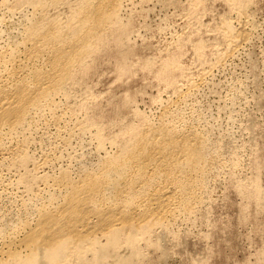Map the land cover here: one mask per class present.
I'll list each match as a JSON object with an SVG mask.
<instances>
[{"label": "rangeland", "instance_id": "1", "mask_svg": "<svg viewBox=\"0 0 264 264\" xmlns=\"http://www.w3.org/2000/svg\"><path fill=\"white\" fill-rule=\"evenodd\" d=\"M6 1H8V5L11 3L9 5L11 6L14 0H10L11 2H9V0ZM69 1L66 0V2L64 1L65 4L61 3L56 4L55 7L53 6L56 8L55 12H53L54 8L52 9V7H49L50 10L48 11L50 12V15L58 14L59 17V14L61 13L58 12L62 10L61 16H63V18H61L65 21L67 18L66 16L69 14L70 7L73 3L74 5L76 4V0ZM123 1V5L121 4L122 8H120V12L122 14L119 12V20L120 24L125 27L124 33L119 32V30L116 29V31L114 30L112 34L108 32V35H106L107 38H104V43L99 46V48H95V51L86 59L85 67L88 68V62L90 63V67L87 70L84 67L86 70L85 72L83 71V68H81L82 70L78 69V74L76 73L77 77H74V79L72 77V79L66 81V84L64 83L66 86L63 85L62 91L65 93L61 91L60 95L58 94L60 97L56 95L54 98L56 100L55 102L58 101L60 103L61 100L64 101L67 97V101L70 98L71 100H69L68 103L66 100V102L61 101L60 104L57 102L60 107L58 106L55 111V115L57 113L56 116L51 114H46V116H35V118L33 117V120L36 121L35 124L33 120H31L32 122L29 124L30 129H27L28 126L25 128L31 133L24 129L25 132H23L25 134L23 132L22 134H19V139L23 137L25 138L26 136L25 142L27 143H25V152L28 154V157L30 156L32 158L33 161L29 159L27 163H25L28 167L25 165L23 167L20 164L11 165V162L9 161L3 162V165L1 162L0 175L2 176H0V222H5V224L1 225L0 223V235L3 234L4 230L6 231H4L5 235L10 234L9 231H13V229L26 217L28 218V222L31 221L30 223L32 224L33 221L34 223L36 219L35 213L31 212L32 214L28 213L29 215H27V212L32 211L31 208H34V202L38 207H40L39 204L41 205L43 203V205H46L49 200H52L49 199L50 197L48 193L52 192V187L50 186H52L53 182L51 183V180H49V183H46L45 187V185H43V181H41L42 184L39 182L42 175L47 176L48 173L49 176H58V173L61 172L59 170L63 169L62 171H64V169L66 170V168L70 167L67 169L69 171H66L69 172L70 175L73 171L72 177L75 176L73 179H78L80 173L78 170L80 171V169H85L86 166H88L86 168L88 170L97 169L96 165H98L100 160L105 156L104 154H107L109 150L111 152L113 151V153L116 152L117 149H115V147L117 148V145L124 143L126 141L125 138L128 139V135H125L126 137L121 135L125 132L122 131L124 126H127L125 128V130H127L129 123V127L137 125L140 126L145 121H148L147 123L150 121V124L156 125L155 123L158 124L161 119H166L168 116L169 119L167 118V120L172 121V117H174L175 120L173 118V122L175 124L177 123L181 129L186 128L187 126L190 130L194 129L193 132L198 133L197 135L200 137H202L201 134L203 133L204 138H202L206 142V145L207 140H211V143L208 142L209 145H207V151H209L208 155L212 160L208 157L206 164L210 161L211 163L207 165V168L210 164L209 168H212V166L216 168L217 166H215L216 164L214 163H217L219 169L208 168L211 172L208 171L210 172L209 174L207 172L202 183L203 187L200 190L204 193H202L204 197L201 196V192L198 193L200 194L199 196H201L198 199L200 202L196 201L198 204H194L195 210L193 209L194 212H191L192 214L190 213L186 216L184 215V218L179 215L178 218H180V220L177 218L178 221L177 219H174L172 222L167 224L168 231L166 232L165 230L167 229L164 230V228L161 229L157 226L151 229V233L146 232L148 235L150 234V237H146L144 236L147 235L145 232H143L142 235V231H139V235L137 234L138 236L134 235V238L140 237L139 240H137L138 238H135V243L133 242L136 246H133V243L129 246V243L127 242L129 247L128 250L126 249L127 243L125 245V242H122L127 241L125 240L127 238L125 236L126 234H124V236L121 237V242H118V244L120 243L122 246H116L117 248H122H119L121 251L119 252L118 250L116 253L117 249H112L113 251L116 250L114 254V252L110 250L108 252L109 257H112L113 255V258H105L102 263H100L105 264L108 262L109 264H115V262L112 261L113 259H117L115 255L118 257L122 254V256L126 258L124 255H127L130 252L129 250L132 249L134 252L139 250L140 253L137 252L139 254L136 252L133 253V255L136 254L139 255V257L137 258L135 255L138 259L137 260L135 257H132L133 255H127V257H130V259L129 257L127 259V261L130 260L127 264H264V0H235V3L233 0ZM238 3L242 5L240 6ZM14 5L17 6V8L14 7ZM57 5H59V7H57ZM23 6H18L13 3V10L17 11L21 7L23 8ZM27 6L28 10L24 7V9H21L22 11L18 10L21 11L19 14H17L18 11H14L15 17L12 16L13 14L10 15L9 13H7V15L9 14L10 16H5L6 13L4 12L3 21L4 19H7L6 17H9V20L13 23L11 26V23H9L10 21L7 19L2 23L1 26L3 27L0 26L1 34L5 30L3 36L0 34V36H2L0 37V47H2L4 42V46L0 49L7 48L8 46L14 44V42L19 41V29L16 28L19 23L17 18L19 19L20 14L25 12L26 14L30 13L31 6ZM192 8H194V10ZM233 8L234 12L232 10ZM244 8L246 9L244 10ZM235 9L237 10L235 11ZM242 11H244V13ZM189 12H191V14ZM242 13L245 16H243L245 19L242 18ZM225 19V22L230 21L232 26L234 28L236 27V30L242 27L243 24L245 28H242H244L245 35H247V32L249 34L247 35V39L244 41L245 44L242 43L243 45L241 44L236 49L238 53H227V49H229L227 48L228 40L224 36V32L222 34V25H224L222 20ZM238 20L242 21L238 22ZM15 21L18 23L16 22V24ZM12 29L15 30V33ZM9 31L13 32L12 36L11 33L8 35ZM6 34L7 37L10 36V39L15 36L13 38V43H11L12 41L6 37ZM7 39L11 41L9 42L10 45ZM15 39H17V41ZM6 43L7 46L5 45ZM225 45L227 46L225 47ZM198 48L202 49L200 50L201 55L198 52ZM222 50L226 51L223 52ZM228 54H231V56H227ZM222 55L223 58H221ZM167 63H172L171 66L177 65V69L170 68V71H166V73L161 76L160 72ZM205 72H207V74H205ZM200 75L201 77L202 75H205L202 77L203 80ZM74 76L76 75L74 74ZM193 82L200 86H196V84L192 86L194 84ZM187 86L189 87L188 89ZM195 87L197 88L195 89ZM185 92H187V94H185ZM63 93L66 94L64 95V100ZM176 93H180L179 95L184 93V95L179 96ZM176 99H181L182 102L181 100L179 102ZM63 103H66V105L62 106L61 104ZM77 103L78 105L75 106ZM168 104H171L170 108H166ZM66 106L73 109L70 110L66 108ZM171 107L173 109H171ZM58 109H61V113ZM64 109L68 110L65 111ZM162 109L164 112L165 109H167V111L170 109L172 112L168 111V115L163 118L164 112L161 111ZM176 110H183V113ZM90 111L92 112L91 115L89 114ZM175 112H178V114ZM71 113H73V115ZM174 113L176 116L179 115L177 116L178 119L180 117L179 120H177L176 116H174ZM59 114L62 116L60 117L61 119L58 118ZM159 114L162 116L161 119ZM170 114L173 116L171 115V117ZM88 115H90V117H88ZM95 115H97L98 118ZM49 116H52L53 118L51 117L52 119L50 118L49 120ZM75 116L77 118L76 121H74ZM86 116L88 117L87 119H91L95 116L93 120L97 121V119H99L100 124H98V122L94 123L92 119V122H90V120L87 121ZM139 116H141V118L144 117L145 119L143 118L142 120ZM38 117L41 122L37 119ZM41 118L45 120H42ZM47 119L51 122V125ZM53 119L55 122L58 121L60 124L57 122L53 124ZM155 119H157L158 122H156ZM77 120H79V122L80 120H83L87 124H94L88 127L85 122H80L79 124ZM37 121H39V123ZM43 121L46 122L44 125ZM60 121L63 122L61 123ZM76 122L77 125H74ZM66 123L69 126L66 125ZM124 123L125 125L122 127L123 129L120 130L119 127L121 128ZM127 123L128 125H126ZM78 124L79 127L82 124L83 128L87 126L88 128L85 129L87 132L85 131L79 133ZM83 124L86 125L84 126ZM182 124L183 126H181ZM34 125L37 127L35 128ZM73 125L77 126V129H75ZM41 126H43L42 129ZM60 126H63L62 130ZM97 126H100L101 128L97 129L99 128ZM35 129L38 130L36 131ZM117 129H119L118 132ZM73 131L77 134L74 132V135L71 136ZM100 131H102V134H106V137L103 136L104 141L108 136L112 137L111 134L119 136L116 140L114 139L116 137H112L113 141L111 138H108V141L111 140L113 142V144L111 141V143L109 142L112 149L110 146L108 147L109 144L105 143L108 141L103 142V138H100L102 141L101 144L104 145L103 143H105L104 146L107 147V149H105L104 146V149H101L102 147H98L96 135L102 136V134L98 133ZM118 133H120V135ZM79 134L85 135V137L80 136ZM205 138L208 139L205 140ZM120 139L121 142L119 141ZM123 139L125 141L122 142ZM116 141L119 142L117 143ZM96 147L101 150L97 148L99 150L97 151ZM213 147L215 149H213ZM107 150L108 152L105 153ZM210 151L213 153H219L218 155L220 158L217 157V153H214L213 155ZM111 152H109V154H112ZM99 157H101V159ZM47 158L50 159L47 160ZM85 160V168H81L80 166V169H77ZM78 161L81 162L79 163ZM44 162H47L48 165ZM37 163H39L40 167ZM92 163H95V166L93 165L94 167L92 166ZM42 164L44 166H42ZM7 165L10 173L6 171L8 170L6 169ZM10 166H13L15 169H11L12 167ZM16 166L18 167L17 169ZM84 166L82 164V167ZM22 167L23 169H26H20ZM74 167H76V169H74ZM1 169L4 171H1ZM217 169L218 172L216 173L215 171ZM14 172H16V174ZM24 172H28L29 176ZM21 173L22 175H20ZM32 173H34L33 175L37 173V176L31 175ZM24 176L27 180L30 177V181L28 180V182L32 181L34 186L31 185V187L36 191L32 190L30 191L31 193H28L27 190L24 191L26 188L25 184H27V180L22 179ZM76 176H78V178ZM37 177H40L37 179L38 181L36 180ZM51 177L49 178L54 179L55 176ZM32 178L34 180H32ZM3 179L5 181H3ZM7 181L13 186H11V184L9 185ZM16 181L17 185H15ZM21 181H24L23 185ZM36 184H39V189ZM47 184L51 185L49 186ZM8 186L10 188L5 189ZM18 186L19 189L17 188ZM40 187H43V190L45 188L46 189L42 191ZM36 188L38 191L40 190V193L37 192ZM12 189L13 191L11 192ZM47 189H49V192ZM7 191L9 193H6ZM46 191L48 192V196L45 194ZM24 193L27 194L28 198L30 196L29 200H34L29 201L28 203ZM39 194H42L41 197L44 196L46 199L48 197V202H46L47 200H45L44 197L43 200L45 202H42V198L39 197ZM58 194L53 195L55 197H53L54 199L52 201V203L54 202L53 206L58 205L61 202L60 199L63 198V194ZM13 195L15 198H13ZM35 197L36 199H41H38L37 201ZM56 197L58 199H56ZM16 198H19L20 200L22 198L21 201L26 198L24 199L25 202H27L26 204L30 205L31 202L32 205L26 206L25 202L24 204L26 208L29 207L30 209H27V212H25L26 208H24V204H22L23 202ZM55 199L58 204L55 203ZM14 200L17 205L21 202L22 207H19V205L15 206L16 204L14 202L12 203ZM17 200L20 202H17ZM12 204L15 205L13 206ZM12 207H17L18 209H14ZM15 212H17V215ZM2 215L6 216L3 218L7 221H2L4 220L1 218ZM30 215L33 216L31 217ZM8 216H11L10 223H12V225L8 222L10 220V217ZM12 217L17 219L19 217L21 218H19L16 222L15 218L13 220ZM23 217L24 219H22ZM31 218L34 220H31ZM24 221H26V219ZM8 223L9 225H7ZM170 224L173 225L171 226ZM5 225L10 227L7 228ZM13 225L15 227H12ZM160 229L164 230V232L161 231L163 234L160 232ZM152 233L153 235H151ZM100 235L101 234L97 235V237H99L98 240H101L100 242L104 244L105 237L104 239L103 237L100 238ZM1 243L2 242L0 240V244ZM123 243L125 247L123 246ZM134 247H136L137 250H134ZM118 253L119 255H117ZM86 257L90 258L89 255ZM131 257L133 258V261L131 260ZM70 258L71 260L69 264L74 261L76 263L73 264H78V261L75 260L76 258Z\"/></svg>", "mask_w": 264, "mask_h": 264}, {"label": "bare ground", "instance_id": "2", "mask_svg": "<svg viewBox=\"0 0 264 264\" xmlns=\"http://www.w3.org/2000/svg\"><path fill=\"white\" fill-rule=\"evenodd\" d=\"M64 1L66 2V0H14L13 1V3L17 4L18 6L24 5L23 8L21 7L18 10L24 9V7H26V9L28 10L27 5H29V7L31 6L30 7L31 11L29 10L30 13H27V14H26V12L23 14H20L19 17L21 19L19 18L20 19L19 20L17 18V21H19V23L17 21H15V23L16 22L18 23V24L16 23L17 24L16 28L19 29V30L17 29L19 31V35H20L19 41L14 42L13 38L15 36L10 39V36L7 37V34H6V37L12 41L11 42L7 39L8 43L14 42V44L10 45V43H9L10 46H8L7 48H4V49H0V165H1V162L3 164V162L9 161V162H11V165L12 164H16V165L20 164L24 167L25 163H27V161L29 159L32 160V158L30 156H29L30 157L29 158L28 154H26V152H25V149H26L25 143H27V142H25L26 136L24 135L25 138L23 137V138L19 139L20 138L19 134H22V132L24 131V129L27 126H28L27 129L28 130L30 129L29 124H30V122H32L31 120H33V117L35 118V116H40V115L46 116V114L55 115V111L58 108V106L62 100L60 101V103L57 101L59 103V104H57V102H55L56 100L54 98L56 95H58V94L60 95V92L63 89V85L66 84V81L69 79H72V77H73V79H74V77H77L78 69H81V68L84 69L86 59L95 51V48L96 49L99 48V46H101L104 43V38L105 39L107 38L106 35H108L107 34L108 32H110L112 34L115 29L119 30V32H122V33H124V31H125V27H123L120 24V20H119V17H120L119 12L121 11L120 8H122L121 4L123 5V3H122L123 0H76V4L74 5V3H73L74 6L72 5L70 7L69 14L68 15L66 14L67 16L65 15L67 18L65 19V21H63L64 20V19L62 20L63 16H61L62 10L60 12H58V13H61V14H59V17L60 18L62 17L61 19L58 17V14L54 13L55 15H50V12L48 10H50L51 7L53 9L56 6V4H61V3L65 4ZM73 1H75V0H73ZM73 1H71V2H73ZM236 1L233 0L234 3ZM7 2L8 1H6V0H0V26L7 19H8V21H10L9 17H6L7 19L6 20L4 19V21H3L4 12L6 13L5 16H8L9 14L10 15L13 14L12 16L15 17L14 11H16V10H13L14 9L13 3L11 5L12 6V8H11V6H9L11 3H9V5H8ZM9 2H11V1L9 0ZM123 2H125V1H123ZM69 3H70V1H69ZM193 3H195V2H193ZM230 4H232V3H230ZM64 6H66V5H64ZM14 7L17 8V6H15V5H14ZM57 7H59V5H57ZM231 7H232V5H231ZM237 7L239 8V6H237ZM55 9L56 8L53 9L54 10L53 12H55ZM192 9L194 10V8H192ZM195 9H196V7H195ZM239 9H241V8H239ZM245 9L246 8H244V10ZM64 10H65V8H64ZM232 10L234 12V8ZM236 10L237 9H235V11ZM21 11H18L17 14H19ZM64 12L67 13L66 11H64ZM242 12L244 13V11H242ZM7 13H9V14L7 15ZM65 13H63V14H65ZM189 13L191 14V12H189ZM195 13H196V11H195ZM243 13L241 14L242 18L244 16ZM235 14H237V13H235ZM189 17H190V15H189ZM191 19H192V16H191ZM243 19H245V18H243ZM222 21L224 23V25H222V22H221V25L223 26V27L221 26L223 28L222 34L224 32V36L228 40V47L227 48H229V49L226 48L228 50L227 53L232 54V52L233 53L237 52L236 49L242 43L245 44L244 41L247 39V35H249V34L247 32L246 33L247 35H245V31H244L245 26H243L242 23H241L242 27H244V28L240 27L238 30H236V27L234 28L230 21H228V22L231 25L228 22H225L226 19L222 20ZM239 21L240 20H238V22ZM9 23H11V21ZM12 23L10 24L11 26H12ZM7 24H5V25H7ZM8 26H9V24H8ZM1 27H3V26H1ZM14 31L15 30H13V32ZM13 32L9 31L8 35H10V33H11V36H12ZM3 33H5V30L3 31ZM3 33L2 34L0 33V34L3 36ZM16 33H17V31H16ZM2 36H0V37H2ZM16 36H17V34H16ZM6 37H5V39H6ZM7 40H6V42H7ZM15 40L17 41V39H15ZM226 41H225V43H226ZM5 45L7 46V43ZM3 46H4V42H3L2 47ZM226 46L227 45H225V47ZM2 47H0V48H2ZM198 50H199L198 52L200 53V50H202V49L198 48ZM225 51H223V52H225ZM231 54H228L227 56H231ZM200 55H201V53H200ZM223 55L221 58H223ZM225 55H226V53H225ZM218 62H219V60H218ZM89 64L90 63L88 62V64H87L88 68L90 67ZM171 65H172V63L165 64L164 68L160 72L161 76L164 75V73H166V71H170V68L177 69V67H176L177 65H173V66H171ZM221 65H223V64H221ZM88 68L85 67L86 70ZM85 69L83 70L84 72L86 71ZM74 74L76 76H74ZM205 74H207V72H205ZM204 76L202 75V77H204ZM200 77H201V75H200ZM200 80H198V81L201 82ZM202 80H203V78H202ZM70 81H72V80H70ZM191 83H192V81H191ZM195 84L196 83H194L193 85L191 84V85L194 86ZM187 85H189V84H187ZM196 86H200V85L196 84ZM188 88L189 87L187 86V89ZM196 88L197 87H195V89ZM178 89H176V90H178ZM184 89H185V87H184ZM193 91H194V89H193ZM62 92H64V91H62ZM179 92H180V90H179ZM64 93H63V96L66 95ZM176 94L179 95L180 93L179 94L176 93ZM185 94H187V92H185ZM183 95H184V93L179 95V96H183ZM179 96H178V98H179ZM67 98L65 99V96H64L63 100L65 99L67 101ZM59 100H60V98H59ZM69 100H71V98ZM176 100H178L180 102L181 99L180 100L176 99ZM64 101H62V102H64ZM68 101H67V103H68ZM181 102H182V100H181ZM184 102H186V101H184ZM61 105L65 106L66 103L65 104L63 103ZM77 105H78V103L75 106H77ZM168 105L166 108H170L171 104L169 105V107H168ZM180 105H181V103H180ZM68 106H66V108H68ZM68 109H70V108H68ZM72 109L73 108H71L70 110H72ZM76 109H78V108H76ZM76 109H74V110H76ZM171 109H173V108L171 107ZM177 109H178V106H177ZM58 110H60L59 112L61 113V109H58ZM67 110H65V111H67ZM161 111L164 112L163 109ZM168 111H171V110L168 109ZM168 111H167V109H165L163 118H164V116L168 115L167 114V113H169ZM176 111H178V110H176ZM182 111L183 110L178 111V112L181 113ZM80 112H82V111H80ZM178 112H175V113L178 114ZM91 113L92 112L90 111L89 114L91 115ZM175 113H174V116H176ZM185 113H187V112H185ZM194 113H195V111H194ZM71 114L73 115V113H71ZM93 114H94V111H93ZM56 115H57V113H56ZM75 115H77V114H75ZM90 115H88V117H90ZM171 115L172 114H170V116ZM55 116H54V118H55ZM95 116L97 117V115H95ZM95 116H93L91 118L92 121L94 123L98 122V124H100L99 119H97V121L93 120V118ZM160 116L161 115L159 114V117ZM177 116H179V115H177ZM177 116H176V118H177ZM180 116H182V115H180ZM51 117L52 116H49V120ZM60 117H62V116H60V114H59L58 118H60ZM72 117H74V116H72ZM88 117L86 116V119ZM139 117L141 118V116H139ZM143 118L144 117H142L141 119L143 120ZM161 118H162V116L160 117V119ZM167 118H168V116H167ZM167 118L161 119L159 122L157 119H155L156 122H158V124L155 122H153V123H155L156 125L150 124V121H149V123H147L148 121L147 122L145 121L140 126L137 125V126L129 127L130 126V123H129L127 130H125V128L127 126H124L125 125V123H124L121 126V128L119 127V129L122 130L124 128L122 131H125V132H123L121 135H124V136L128 135L127 136L128 139L125 138L126 136L124 137L126 141L123 139L122 142L123 141H125V142L121 143V145H117V148L115 147V149H117L116 152L113 153V151L111 152L109 150V152L112 153V154H109L108 150L105 151V153H107V152L108 153L107 154L103 153L105 156L102 159H101V157H99L101 160H100L99 164L97 162L98 165H96V167H97V169L95 168L96 170L95 169L94 170L86 169L88 166H86V168H85V166H84V163L86 165V160H85L82 163L84 167H82V164H81V165H79V168H77V169H80V166H81V168H85V169H80V171L78 170V172H80L79 178H78V176H76L78 179H73L75 177V176L72 177L73 171H72L71 175L69 174V172H67V171H69L67 169L70 167L66 168L67 171L65 169H64V171H62L63 169L61 168L62 170H59L61 172L58 173V176H56V175L52 176L51 175L52 177H54V176L56 177V178L54 177V179H50L49 177H51V176H49L48 173H47V176L46 175L45 176L40 175L42 177V178L39 177L40 179L37 177L36 180L39 179L40 183H41V181H43L44 182L43 185H45L46 183H49L48 182L49 180H51V183L53 182L52 186H50L51 184H47L50 187H52V192L48 193L49 189H47L48 192L46 191V193H45L46 195L48 193L49 197H50L49 199H52V200L51 201L49 200V202H48V200H47L48 197L46 199L43 196L45 198V200H47L46 202H48V204L43 205V203H42L41 205L39 204L40 207H38L36 205V203L34 202V204L36 206L34 205V208L33 209L31 208L32 211L27 212V209L29 210L30 208L29 207L26 208V206L29 204H26L27 202H25L24 199L27 198L28 203H29V201H32L34 199L29 200L30 196L28 198L26 193H24L26 198H24L23 201H21V200L25 196H23L21 198V200L19 199L20 197L16 198V199H19L21 202H23L22 204H24V202H25V204H26V206L24 204V208H26L25 212H27V215H29L28 213H31V212L35 213L36 219H35L34 223L32 221V224H31L30 223L31 221L30 222L27 221L28 220L27 217L25 218L26 221H24L25 220L24 219L25 215H24V217L22 218L24 220L22 222L19 220L21 223L19 222L20 224L18 226L15 227L14 226L15 224L12 226L15 228L13 229V231H9L10 234L5 235L4 233L6 231L5 230H4L5 232L3 231V234L0 235V240L2 242L0 244L1 245V247H0V264H69L70 260H71L70 257L76 258L75 260L78 261L77 262L78 264H101L105 258H110V259L113 258V255H112V257H109L108 252L110 250L117 249V251L116 250L115 251H116V253L118 252L119 248L122 246V244H120V243L118 244V242H121V237L124 236V234H126L125 236L127 238L125 240H127V241H122V242H125V245L128 242L129 246H130L134 242L135 238H138V237L134 238V235L138 236L139 231H142L141 234L143 232L151 233L150 232L151 229H153V227L158 226L161 229L162 228H164V230L167 229V230H165V232H166V231H168L167 224H169V222H172L174 219H177L179 217V215H181L180 217L184 218L183 217L184 215L186 216V215L190 214L191 212H194L193 211L194 206H195L194 204L196 203V205H197L198 203L196 201L200 202L198 199L201 196H203V194H204L203 192L200 191L201 188L203 187V184H202L203 180L205 179L207 172L210 171V170H208V168L211 164L208 166V168H207V165L209 163H211V161L208 164H206V162L208 161V157H210L208 155L209 151H207V148H208L207 145H209L208 142H210L211 140L210 139H209L210 141L207 140V145H206V142L203 139L204 138L203 133L201 134V136L203 137L202 138V137L197 135L198 133L193 132L194 129L190 130L187 128V126H186L187 129L186 128L181 129L177 123H176L177 124L176 125L173 122L175 120L174 117H172V121L167 120ZM173 118H174V120H173ZM37 119H39V117ZM76 119L77 118L75 116L74 121H76ZM91 119H87V121L90 120V122H92ZM179 119H180V117H179ZM179 119L177 118V120H179ZM42 120H45V119H42ZM49 120L47 119V121H49ZM53 120H51V121H53ZM149 120H151V119H149ZM137 121H138V119H137ZM33 122L35 124L36 121L33 120ZM37 122L39 123V121H37ZM40 122H41V120H40ZM56 122L58 124H60L58 121H56ZM56 122L54 120L53 124H55ZM77 122H79V120H77ZM77 122L74 125H77ZM80 122L83 123L85 121L80 120ZM80 122H79V124H80ZM44 123H46V122L43 121V125H44ZM94 123H91V124L86 123V124L88 127H90ZM49 124L51 125L50 121H49ZM79 124H78V127H79ZM183 124H185V123H183ZM183 124L181 126H183ZM66 125H68V124L66 123ZM126 125H128V123ZM37 126H38V124H37ZM37 126H35V128ZM87 126L83 128L82 124H81L80 127L78 128L79 133L85 132L86 131L85 129L88 128ZM93 126L96 127L95 125H93ZM42 127L43 126H41V129H42ZM62 127H61V130H62ZM74 127H75V129H77L76 128L77 126H74ZM97 127H99L97 129L101 128L100 126H97ZM39 128H40V126H39ZM119 129H117V132L119 131ZM195 129H196V127H195ZM28 130H26V131H28ZM64 130H66V129H64ZM196 131H199V130H196ZM28 132L31 133L30 131H28ZM74 132L75 131L72 132L71 136L74 135L73 134ZM101 132L102 131H100L98 133L102 134ZM68 133H69V131H68ZM118 134L120 135V133H118ZM68 135H70V134H68ZM111 135L113 138L116 137V138H114L115 140L117 139V137H119L117 135L115 136V134H111ZM80 136L85 137V135H80ZM103 136L106 137V134L104 133V134H102V136L96 135L97 141H98V147L99 148L102 147L101 149H104L103 146L105 145V143L109 144V142L111 140L113 141L112 137L108 136L105 139V141H108V138L109 139L111 138V140H109L108 142H105ZM206 136H207V134H206ZM28 137H29V135H28ZM120 137H123V136H120ZM100 138L101 139L103 138V142H105V143H103L104 145L101 144L102 141L100 140ZM92 139H93V137H92ZM121 139L119 140L120 142H121ZM206 139H208V138H205V140ZM70 140H71V138H70ZM66 141L68 143L67 138H66ZM64 143H65V141H64ZM112 144H113V142H112ZM109 146H110V144L108 145V147ZM98 147H96V149ZM111 147L112 146H110V148ZM98 149H97V151L101 150V149H99V150ZM105 149H107V147H105ZM213 149H215V148L213 147ZM213 149H210V150H213ZM210 152L213 153L212 151H210ZM211 153H209V154H211ZM214 153H217V152H214ZM214 153H213V155H214ZM218 154L219 153H217L216 155H218ZM101 156H103V155H101ZM217 157L220 158L219 155ZM49 159L50 158H47V160H49ZM209 159L212 160L211 157ZM214 160H216V159H214ZM43 161H45V160H43ZM78 162L80 163L81 161H78ZM92 162H95V161H92ZM44 163L47 164V162H44ZM29 164H30V162H29ZM37 164L40 167L39 163H37ZM46 164H45V166H46ZM94 164L95 163H92V166ZM214 164H216L215 166H217L216 168H218V164L217 163H214ZM8 165H7L6 169H8ZM212 165H213V163H212ZM13 166H10V167H12L11 169H15V168H13ZM25 166H27V164ZM33 166H35V165H33ZM42 166H44V165L42 164ZM89 166H90V164H89ZM219 166H220V164H219ZM23 167L20 169L25 170L26 168L23 169ZM76 167H78V166H76ZM76 167H74V169H76ZM17 168L18 167L16 166V169ZM37 168H35V169H37ZM212 168H215V167L212 166ZM212 168L210 167L209 169H212ZM218 169L215 171L216 173L218 172ZM71 170H73V169H71ZM1 171H4V170L1 169ZM6 171L9 172V169ZM14 171H18V170H14ZM26 171H28V170H26ZM210 172H208V174ZM14 173L16 174V172H14ZM24 173H27V175H28V172H24ZM33 174L34 173H32L31 175H33ZM20 175H22V173ZM35 175H33V176H35ZM75 175H77V174H75ZM0 176H2V175H0ZM25 176L22 179H25ZM5 178H6V176H5ZM4 179H3V181H5ZM12 179H13V177H12ZM25 180H27V179H25ZM28 180L30 181V177L28 178ZM28 180L26 182L27 184H25L26 188L24 189V191L27 190L29 193L30 191L35 190V189H32V187H31V185H33L32 181L28 182ZM32 180H34V179L32 178ZM3 181H2V183H3ZM10 181H11V179H10ZM17 181H16L15 185H17ZM7 182H6V185H7ZM23 182H22V185L24 184ZM34 182H36V181H34ZM8 184L10 185L11 183L8 182ZM11 186H13V185L11 184ZM19 186L17 187L18 189H19ZM25 186H23V187H25ZM36 186L38 188L39 184L38 185L36 184ZM15 187H13V188H15ZM45 187H46V185H45ZM205 187H206V185H205ZM7 188H10V187L8 186L5 189H7ZM42 188H41L42 191H44L46 189L45 188L43 190ZM38 189H37V192L40 193V190L38 191ZM8 190H10V189H8ZM12 191H13V189L11 190V192ZM200 192H201V194L203 193L201 196H199L200 194H198ZM6 193H9V192L7 191ZM14 193H16V192H14ZM14 193H12V194H14ZM58 193H60V195L63 194V198L60 199L61 202L58 204V203H56V199H58L56 197V199L54 201L58 205L55 204L56 206H53L54 202L52 203V201L55 198L53 195L54 194L56 195ZM3 194H4V192H3ZM32 194H33V192H32ZM42 194H44V193H42ZM5 195H7V194H5ZM41 195L39 197H41ZM58 196H59V194H58ZM36 197H38V196H36ZM36 197H35V199H36ZM43 197H41L42 202H45L43 200L44 199ZM13 198H15V196ZM41 198H37L36 200L38 201V199L40 200ZM15 200L12 201V203L14 202L16 204ZM20 201L17 200V202H20ZM21 202H20V204H21ZM15 204H12V205L14 206ZM20 204H18L19 207H22V204H21V206H20ZM18 205L16 204L15 206H18ZM30 205H32L31 202H30ZM12 208H14V207H12ZM15 208H17V207H15ZM196 209H197V206H196ZM19 210H20V208H19ZM19 210H18V212H19ZM33 210H34V212H33ZM10 212H12V211H10ZM15 214L17 215V212H15ZM5 215H8V214H5ZM33 215H30V216L32 217ZM19 216H23V215H19ZM3 217H6V216L2 215L1 218H3ZM8 217H10V220L8 221L10 223L11 222V216H8ZM187 217H185V218H187ZM14 218L15 217H12L13 220H14ZM19 218H21V217H19ZM18 219L15 218L16 222L18 221ZM32 219L33 218H31V220ZM178 219L180 220V218H178ZM178 219H177V221H178ZM0 221H1V219H0ZM2 221H7V220L4 219ZM0 223H1V225L5 224V222H0ZM9 223L7 225H9ZM10 224L12 225V223H10ZM9 227H7V228H9ZM169 228H170V226H169ZM161 229H160V232L161 231L164 232V230H161ZM133 232L134 233L136 232V233L134 234ZM98 234H101L100 238L103 237V239H104V237H105L104 244H102L100 242L101 240L100 241L98 240L99 239V237H97ZM155 234H157V233H155ZM147 235H144V236L150 237L149 236L150 234L148 236ZM151 235H153V233ZM139 239H140V237L137 240H139ZM128 243H127V248H126L127 250L129 248ZM117 245L118 246L120 245V247L117 248L116 247ZM123 246H124V243H123ZM133 246H136V245L134 244ZM120 249H122V248H120ZM135 249H136V247H134V250ZM115 251H113L114 254H115ZM120 251L121 250H119V252ZM129 251L131 253L129 252L130 254L128 253L127 255H130V256L136 252V251L134 252L132 249ZM113 252H111V253H113ZM137 252H139V250ZM139 253H137V254H139ZM86 254L89 255L90 258L86 257L87 256ZM117 255H119V253ZM127 255H124L126 258H124L122 256V254H120L118 257L115 255V257L117 259H115L116 261L114 259L112 261H114L115 264H127V262L130 261V260L127 261L128 257H129V256L127 257ZM135 255H133L132 257L133 258L134 257L136 258V256H137V258L139 257V255H136V256ZM120 256H122L123 258ZM132 257H131V260L133 259ZM129 259H130V257H129ZM73 263H76V262L75 261L71 262V264H73ZM106 263H108V262H106ZM128 264H130V263H128Z\"/></svg>", "mask_w": 264, "mask_h": 264}]
</instances>
